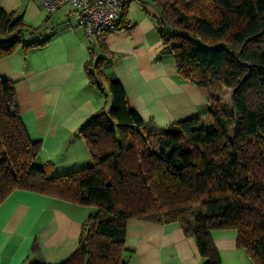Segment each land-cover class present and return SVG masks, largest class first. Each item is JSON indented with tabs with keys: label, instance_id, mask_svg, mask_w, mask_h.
<instances>
[{
	"label": "trees",
	"instance_id": "trees-1",
	"mask_svg": "<svg viewBox=\"0 0 264 264\" xmlns=\"http://www.w3.org/2000/svg\"><path fill=\"white\" fill-rule=\"evenodd\" d=\"M152 1L161 12L163 50L205 95L212 126L204 127L201 115L164 127L143 120L128 107L121 82L105 71L104 39H96L84 68L90 83L106 90L110 107L77 132L91 154L86 167L54 175L34 163L37 148L13 83L0 77V204L22 189L97 207L83 221L75 251L56 264H126L129 218L179 221L195 238L203 264H221L209 230L234 228L236 246L264 264V0ZM47 28L0 8V58L43 46L49 38L25 36ZM226 87L230 110L218 94ZM197 205L201 210L192 214Z\"/></svg>",
	"mask_w": 264,
	"mask_h": 264
},
{
	"label": "crops",
	"instance_id": "crops-1",
	"mask_svg": "<svg viewBox=\"0 0 264 264\" xmlns=\"http://www.w3.org/2000/svg\"><path fill=\"white\" fill-rule=\"evenodd\" d=\"M122 1L118 27L104 38L109 58L104 67L121 82L128 107L158 127L203 116L205 95L178 73L172 54L163 50L159 7L152 0ZM0 8L32 26L48 24L41 36H25L26 41L49 38L46 44L27 53L17 48L0 58V77L13 83L21 120L37 148L34 163L54 175L90 165L91 154L77 132L93 114L110 107L106 90L90 83L84 68L94 44L75 23L71 7L48 11L37 0H0ZM92 213L91 206L13 190L0 204V264L65 260L77 248L82 223ZM209 235L221 264H254L236 246V229L212 228ZM124 243L126 264L205 261L195 238L177 220L129 218Z\"/></svg>",
	"mask_w": 264,
	"mask_h": 264
},
{
	"label": "built area",
	"instance_id": "built-area-1",
	"mask_svg": "<svg viewBox=\"0 0 264 264\" xmlns=\"http://www.w3.org/2000/svg\"><path fill=\"white\" fill-rule=\"evenodd\" d=\"M37 2L48 11L71 7L75 23L84 28L90 42L102 40L116 30L123 11L122 0H37Z\"/></svg>",
	"mask_w": 264,
	"mask_h": 264
},
{
	"label": "rangeland",
	"instance_id": "rangeland-1",
	"mask_svg": "<svg viewBox=\"0 0 264 264\" xmlns=\"http://www.w3.org/2000/svg\"><path fill=\"white\" fill-rule=\"evenodd\" d=\"M191 38L196 42L198 43L199 45L201 46H205L203 43H201V41L198 39L197 36H194V35H191ZM219 96L220 98L222 99V102L224 103L225 107L227 108V110H230L232 109V102H231V94H232V90L230 87H226V88H222L220 91H219ZM203 113V112H202ZM202 115V114H201ZM202 119H203V125L204 127L206 128H209L212 126L211 124V121H210V118L207 114H204L202 116ZM232 134H231V131L227 134V137H231ZM87 206H91L94 210V212H96V206L94 205H87ZM201 210L200 206H194L193 209L191 210V213L192 214H196L198 213L199 211Z\"/></svg>",
	"mask_w": 264,
	"mask_h": 264
},
{
	"label": "water",
	"instance_id": "water-1",
	"mask_svg": "<svg viewBox=\"0 0 264 264\" xmlns=\"http://www.w3.org/2000/svg\"><path fill=\"white\" fill-rule=\"evenodd\" d=\"M226 46V45H225Z\"/></svg>",
	"mask_w": 264,
	"mask_h": 264
}]
</instances>
